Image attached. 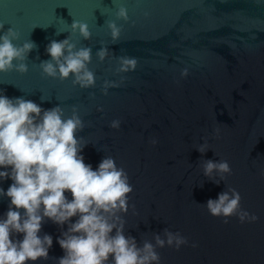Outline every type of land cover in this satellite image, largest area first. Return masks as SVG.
Returning <instances> with one entry per match:
<instances>
[{"label":"water","instance_id":"obj_1","mask_svg":"<svg viewBox=\"0 0 264 264\" xmlns=\"http://www.w3.org/2000/svg\"><path fill=\"white\" fill-rule=\"evenodd\" d=\"M120 4L128 9L126 21L115 16ZM73 20L86 22L91 37L72 33ZM109 20L121 26L115 42ZM0 23V31H17L15 44L36 45L27 53L26 72H0V90L45 109L60 104L65 115L77 107L85 127L76 135L88 142L85 163L95 168L111 155L128 173L126 235L138 245L166 227L185 235L189 244L178 250L157 248L160 264H264V0H0ZM69 33L77 47L91 48L93 87L80 88L71 76L48 77L39 67L50 58L49 41ZM102 45L110 52L100 61ZM120 55L136 58L133 71H114ZM183 67L186 77L179 74ZM105 79L120 81L106 95ZM114 118L118 128L109 126ZM214 127L216 137L210 135ZM202 136L210 147L204 153L196 148ZM203 159L227 160L231 174L214 183L202 173ZM11 182L6 178L0 187ZM227 185L240 192L241 207L257 221L241 223L232 215L225 223L208 213L203 203ZM8 200L0 197V214ZM62 228L67 224L42 221L40 234H51L53 243L47 259L28 264H57Z\"/></svg>","mask_w":264,"mask_h":264},{"label":"clouds","instance_id":"obj_2","mask_svg":"<svg viewBox=\"0 0 264 264\" xmlns=\"http://www.w3.org/2000/svg\"><path fill=\"white\" fill-rule=\"evenodd\" d=\"M115 16L128 20L127 7L118 5ZM3 26L0 23V29ZM70 27L72 33L78 31L84 39L91 37L86 22L73 20ZM107 27L115 42L121 26L109 20ZM70 35L49 41L45 50L50 58L41 61L39 67L48 77L71 76L74 85L93 87L96 75L88 67L91 48L77 47ZM17 38L13 27L0 31V72L27 71V53L36 45L32 40L17 45L14 43ZM109 52L102 45L96 56L103 61ZM116 60V73L133 71L136 67L134 56L120 55ZM188 73V67H183L179 74L186 77ZM123 79L121 76L120 81ZM120 81L103 80L101 92L106 95ZM97 110L100 111L99 106ZM120 124L114 118L109 126L118 128ZM84 127L75 105L65 115L60 104L45 109L24 96L9 97L0 90V181L6 178L12 181L6 189L0 187V197L9 198L6 211L0 214V264H28L48 258L53 237L49 233L40 234L45 218L60 226L67 224L56 237L63 250V255L56 258L57 264H160L157 248L167 245L178 250L181 245L189 244L179 230L168 227L139 245L132 235L125 234L123 213L128 211V193L132 191L128 173L111 155L103 156L95 168L85 163L82 149L88 142L76 135ZM219 131L214 127L210 135L216 137ZM201 140L203 143L196 148L204 153L210 148L208 136H202ZM150 143L155 145L158 139L152 137ZM200 167L203 175L216 184L232 171L224 159H203ZM260 174L264 175V169ZM240 201V192L227 185L216 198H208L203 205L210 215L222 217L225 223L232 215L241 223L257 221L258 216L242 208ZM74 216L76 219L70 220ZM17 234L22 235L17 238ZM190 246L196 248L197 241H192Z\"/></svg>","mask_w":264,"mask_h":264}]
</instances>
